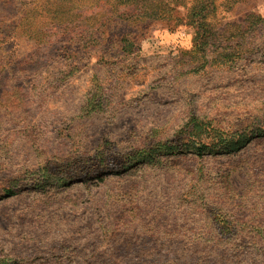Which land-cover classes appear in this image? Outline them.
<instances>
[{"label": "rangeland", "instance_id": "obj_1", "mask_svg": "<svg viewBox=\"0 0 264 264\" xmlns=\"http://www.w3.org/2000/svg\"><path fill=\"white\" fill-rule=\"evenodd\" d=\"M140 1L0 0V264H264V0Z\"/></svg>", "mask_w": 264, "mask_h": 264}, {"label": "trees", "instance_id": "obj_2", "mask_svg": "<svg viewBox=\"0 0 264 264\" xmlns=\"http://www.w3.org/2000/svg\"><path fill=\"white\" fill-rule=\"evenodd\" d=\"M139 1L140 0H104L105 3H115V4H117V3L120 2L121 5L125 6L124 8H128L129 6L132 5L133 2L134 3H137V6H140V4L143 3V2L142 1L139 2ZM211 1L212 0H209L208 3L207 4L205 3L204 6H202V7H199V6L197 7V2L194 3V4H196V7H194V9H193L195 11L192 14V20L193 21L191 22L192 23L191 25H192V28L193 29H196L197 35H199V34L202 35L200 33V31H199V28L201 27L202 19L198 20V19H196V16L201 17L202 14H203L202 12H204V11H207L208 12L209 6L213 3ZM142 9H145V11L148 12V13L154 11V10H150V8H148L145 5L143 6ZM146 15H148V14H146ZM156 15H157V12H155L154 14H150V17H157ZM249 20H250V22H248L249 25H248L247 31H250L253 28L251 26L255 25V22H253V21H259L260 18L259 17H256V16H252V17H250ZM200 143H201V149H204V148H207L208 147L206 144H204L202 142H200ZM157 150L158 149L152 150L151 152L154 153V151H157ZM82 166H84V165H82ZM86 168L87 167L84 166V169L82 171L85 172L86 171ZM78 169H81V168H78ZM4 195H5V197L13 196V195H15V192H14L13 188H8V189L4 190Z\"/></svg>", "mask_w": 264, "mask_h": 264}]
</instances>
